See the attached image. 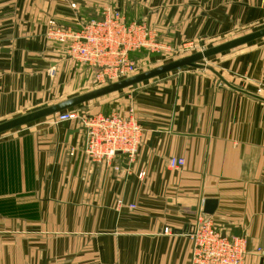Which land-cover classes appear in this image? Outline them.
<instances>
[{
  "label": "crops",
  "instance_id": "1",
  "mask_svg": "<svg viewBox=\"0 0 264 264\" xmlns=\"http://www.w3.org/2000/svg\"><path fill=\"white\" fill-rule=\"evenodd\" d=\"M105 5L169 50L264 22V0H0V123L89 87L93 70L44 33L48 19L77 29ZM219 54L79 105L132 110V160H90L83 126L54 115L1 133L0 264H192L205 199L220 229L246 237L244 264H264V38ZM172 156L184 166L169 168Z\"/></svg>",
  "mask_w": 264,
  "mask_h": 264
},
{
  "label": "built area",
  "instance_id": "2",
  "mask_svg": "<svg viewBox=\"0 0 264 264\" xmlns=\"http://www.w3.org/2000/svg\"><path fill=\"white\" fill-rule=\"evenodd\" d=\"M44 35L49 41L65 45L68 56L90 67L100 85L136 73L137 68L128 56L133 51L147 49L169 52L168 48L156 41L144 24L130 22L122 13L110 7L102 11L99 19L83 22L77 29L64 27L48 19ZM194 47H197L196 41H188L174 49L190 52L196 49ZM68 120H75L83 126L84 152L90 160L111 165L117 154L124 155L128 160L135 157L141 142L142 126L131 109L126 114L112 112L105 115L85 114L71 108L55 114L52 123ZM184 163L183 158L172 156L168 159L171 169L181 168ZM124 204L121 199L117 200L118 206ZM189 237L192 264H244L249 254L245 236L225 233L201 209ZM255 251L259 252L260 248Z\"/></svg>",
  "mask_w": 264,
  "mask_h": 264
},
{
  "label": "water",
  "instance_id": "3",
  "mask_svg": "<svg viewBox=\"0 0 264 264\" xmlns=\"http://www.w3.org/2000/svg\"><path fill=\"white\" fill-rule=\"evenodd\" d=\"M261 38H264V27L217 45L204 48L189 55L174 59L162 65L135 73L123 79L114 82H107L105 85H102L98 88L73 95L62 101L29 111L21 115H17L0 123V134L44 117L53 116L63 110L73 108L93 99L134 86L143 81L158 77L177 69L186 67H206L202 61L206 60L207 58ZM216 204L217 201L215 199H205L202 203L203 213L212 215L216 208Z\"/></svg>",
  "mask_w": 264,
  "mask_h": 264
},
{
  "label": "rangeland",
  "instance_id": "4",
  "mask_svg": "<svg viewBox=\"0 0 264 264\" xmlns=\"http://www.w3.org/2000/svg\"><path fill=\"white\" fill-rule=\"evenodd\" d=\"M109 6L115 7L113 5L101 6L100 7V15H101L102 11L105 8H108ZM112 7H110V8H112ZM73 9L74 10L75 9L78 10V7L77 6L73 7ZM92 9H94V7H85L84 10H83L82 7H79V12L83 14V15L81 14L82 15L81 17L84 20L89 19L88 17H92L91 16ZM136 9H138L137 6L132 7L133 13H135ZM96 16H97V14L95 15V18H96ZM80 22H82V21H80ZM59 25H63V24L61 23ZM63 26H65V25H63ZM262 27H264V22L254 23V24H252V26L246 27L243 30L235 31V32H232V33H229V34H226V35H222V36H218L217 35V36L196 38V40H194V41H196L197 47H194V49L195 48L196 49L194 51H190V52H188V51H175V49L169 50V52H162V51L156 52V51H149V50L148 51L147 50H140V51H137L135 53H132V56H134V57L137 56L136 58L132 59V61H133V63L135 64V66L137 68L136 73H138V72L145 71L147 69L162 65V64L167 63L169 61H172L174 59H177V58L189 55L191 53L200 51V49L202 50L204 48H208V47L217 45L219 43L228 41L230 39L239 37L241 35H244L246 33L252 32V31H254L256 29H259V28H262ZM185 42H187V41H185ZM185 42H183V43H185ZM183 43H181L179 46H181ZM220 55H222V54H219V56H216V57L207 58L206 60L202 61V63L205 64V65H207L209 63L210 64H218L219 63V58L218 57H220ZM91 81L92 82L90 83L89 87H87L85 89L86 91H89V90H92V89H95V88H98V87L102 86V85H100V83H97L93 71H92ZM85 90H84V92H85ZM121 91H126V90H119L118 93H122ZM77 92H72L70 94L71 95L72 94H76ZM56 102L57 101H54L51 104L56 103ZM48 104H50V103H48ZM81 107L82 106H78L75 109H77L78 112H83L84 109L81 108ZM257 248H260V247H257ZM260 250H261V248H260ZM260 252L261 251L257 252V254L260 253Z\"/></svg>",
  "mask_w": 264,
  "mask_h": 264
},
{
  "label": "trees",
  "instance_id": "5",
  "mask_svg": "<svg viewBox=\"0 0 264 264\" xmlns=\"http://www.w3.org/2000/svg\"><path fill=\"white\" fill-rule=\"evenodd\" d=\"M79 106V105H78ZM78 106H75V107H73L72 109H75L76 107H78ZM71 109V108H70Z\"/></svg>",
  "mask_w": 264,
  "mask_h": 264
}]
</instances>
